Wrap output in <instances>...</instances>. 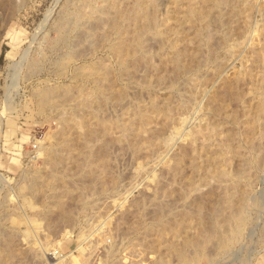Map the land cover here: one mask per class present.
<instances>
[{"label":"rangeland","instance_id":"rangeland-1","mask_svg":"<svg viewBox=\"0 0 264 264\" xmlns=\"http://www.w3.org/2000/svg\"><path fill=\"white\" fill-rule=\"evenodd\" d=\"M0 264H264V0H0Z\"/></svg>","mask_w":264,"mask_h":264},{"label":"bare ground","instance_id":"bare-ground-1","mask_svg":"<svg viewBox=\"0 0 264 264\" xmlns=\"http://www.w3.org/2000/svg\"><path fill=\"white\" fill-rule=\"evenodd\" d=\"M34 156V155H33ZM243 222V221H242ZM48 250H49V248H48ZM50 250H52V249H50ZM72 253V252H71ZM51 255H54L55 253H54V250H52V252L50 253ZM49 256V255H48ZM53 258V257H52ZM79 260V259H78ZM74 261V260H73Z\"/></svg>","mask_w":264,"mask_h":264}]
</instances>
